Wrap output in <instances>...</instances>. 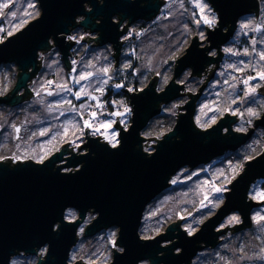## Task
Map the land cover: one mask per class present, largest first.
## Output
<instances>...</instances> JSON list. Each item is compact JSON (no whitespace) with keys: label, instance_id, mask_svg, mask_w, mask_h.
<instances>
[{"label":"water","instance_id":"water-1","mask_svg":"<svg viewBox=\"0 0 264 264\" xmlns=\"http://www.w3.org/2000/svg\"><path fill=\"white\" fill-rule=\"evenodd\" d=\"M206 1L217 13V26H206L205 41H201L198 36L192 39L185 54L176 61L173 78L164 90L155 92V85L159 84L160 77L154 76L140 92L124 91L130 105L133 102L136 104L133 112H137V119L134 115L126 132L117 117V148L122 147L119 151L99 147L108 146V143L100 140L103 137L92 138L88 135L90 129H86L85 142L78 151L70 147L71 143H67L43 162L29 160L13 164V159L0 162V248L5 255L12 249L10 260L22 254L37 257L35 264H49V257L55 255L60 264H70L71 252L79 242L78 232L89 214L96 217L86 227L85 238L118 228L115 245L120 246V233H123L121 243L126 248V254L120 256L114 249L110 264H136L138 259L154 257L158 248L163 264H192L200 252L217 248L222 241L221 237L252 228V212L264 206V202H255L250 198L252 186L264 181V151L246 163L243 173L224 192L223 205L197 233L188 235L182 228L184 218L171 223L165 232L144 244L139 242L136 235L137 229L142 226L147 207L169 189L172 178L180 170L185 167L195 169L211 163L227 152H236L253 138L258 129H264V112L246 133L234 130L239 119L237 115L227 113L206 130L199 129L195 124L197 103L209 82L215 78L223 62V48L234 37L240 19L251 14L259 19L261 12L258 0ZM37 2L41 10L40 17L0 43V67L14 63L19 70L12 91L0 96V106L18 107L34 97L29 85L42 67L40 53L56 48L65 69L70 73L72 52L77 43L68 37L77 29L89 33L81 39L82 45H91L93 48L107 45L112 47V55L117 62L116 69L124 47L125 40L122 39L129 28L140 21H154L166 4L165 0ZM214 51L215 55L212 54ZM186 69L191 70V77L201 79L207 76L205 83L195 94H185L184 84L178 83ZM150 90L159 96L157 102L152 95L142 97ZM258 91V94L264 96V85ZM184 96H188L189 100L185 106L178 107L184 112L177 116L174 128L160 140L145 139L142 133L152 120L161 115V106ZM192 128L209 135H198ZM21 134L22 126H15L14 140L18 141ZM205 139L207 143L204 142ZM146 140L158 142L157 145H152L155 147L154 152L145 153L152 157L150 159H146L138 151L143 150ZM57 165L64 169L79 168L80 172L61 175ZM62 210L64 223L74 230L65 231L57 238L51 227L60 218ZM70 210L78 213L74 221L66 218ZM232 214H239L241 223L219 229ZM46 241L51 244L44 256L40 254L44 249L43 243L30 246ZM3 251H0V264H5ZM148 263L151 264V261ZM75 264L84 263L80 260Z\"/></svg>","mask_w":264,"mask_h":264},{"label":"rangeland","instance_id":"rangeland-1","mask_svg":"<svg viewBox=\"0 0 264 264\" xmlns=\"http://www.w3.org/2000/svg\"><path fill=\"white\" fill-rule=\"evenodd\" d=\"M165 1L160 15L154 21H140L129 28L127 35L122 39L125 40V47L116 69L117 62L110 45L93 48L91 45L80 44L73 52L75 61H71V64H74L70 73L65 69L56 48L44 54L40 53L39 60L41 61V55L44 57L42 67L29 85L34 97L18 107L0 106V162H6L5 159H13V164L29 160L43 162L67 143H71L70 147L78 151L83 144L84 126L78 112L95 106L110 88H113L115 93L124 89L122 86L116 88V80L123 76L124 81L133 66L136 76L139 75L136 77L139 82L147 78V82L143 85L140 83V87L145 88L154 76L160 77L159 84H162V78L167 79L168 83L162 84L163 91L173 78L176 61L185 54L192 39L195 36L200 39V32L207 37L206 26L209 24L204 22V18L212 21V15L209 14L211 6L206 0H199L204 5L203 11L196 6L198 0ZM5 2L9 7L0 10V43L41 15L37 0H0V4ZM5 12L7 14L3 18ZM217 21L216 16V26ZM257 28L259 31L255 30ZM73 34L77 35L79 40L89 35L83 29H77ZM225 48L232 49V52H225ZM224 49L226 56L215 78L209 82L197 103L195 124L199 129L206 130L227 113L239 116L240 120L234 128L240 126L242 130L237 132L246 133L264 112L261 108V105H264V96L258 94V90L264 85V80L260 79V73L264 72V59L260 56L264 53V1L260 18L257 19L253 14L241 18L234 37ZM245 51L247 55L244 54ZM212 54L215 55L216 52ZM125 63L128 67H124ZM170 67L172 71L169 73ZM103 69H107V72L102 71ZM18 73V67L14 63L0 67V96L12 91ZM87 73L92 75L88 79H80ZM183 75L178 79V83L184 84L185 94L197 93L207 79V76L200 79L191 77L190 74L185 80ZM64 86L70 88L71 92L66 91ZM82 90L87 95L83 94ZM188 100L189 97L184 96L164 105L161 115L152 120L142 133L143 137L162 139L176 124L179 113L184 112L178 107L185 106ZM169 105L177 108L176 117L171 116ZM249 109L252 111L249 112ZM121 121L126 124L124 118H121ZM17 125L22 126V134L20 139L15 141L14 127ZM118 136V131L110 127L104 138L107 142H116ZM156 140L145 141L144 147L150 146L148 153L155 151L152 145H157ZM263 151L264 129H258L253 138L238 151L227 152L211 163L195 169L183 168L172 178L169 189L147 207L140 230H144L153 239L165 232L171 223L185 218L182 228L187 231V226L191 225L192 235L197 233L223 205L224 192H227L229 185L243 173L246 163ZM250 198L255 202H264V181L252 186ZM75 216H78L77 211L70 210L66 218L73 221ZM237 216L238 222L232 220V217ZM95 217L89 214L80 228L79 242L71 252L70 264L80 260L84 264L112 262L114 249L119 247L115 245L118 228L104 230L93 237L85 238L86 227ZM261 217H264V206L252 212L251 229L221 237L222 241L217 248L200 252L192 264H264V260L256 258L238 259L246 254L259 252L260 246L264 245V219H260ZM240 223V215L232 214L219 229L234 227ZM45 253L44 249L40 251L42 256ZM14 260L15 264H35L37 257L21 254Z\"/></svg>","mask_w":264,"mask_h":264},{"label":"clouds","instance_id":"clouds-1","mask_svg":"<svg viewBox=\"0 0 264 264\" xmlns=\"http://www.w3.org/2000/svg\"><path fill=\"white\" fill-rule=\"evenodd\" d=\"M209 14L212 15V21L213 23L209 24L208 27L210 28H215L216 24H215V21H216V16H217V13H214L212 11L211 8H209ZM43 15H44V11H43ZM80 19H83V17H80ZM189 35H191V33H189ZM199 36H200V39L201 40H204L206 39L205 35L203 34V32H200L199 33ZM74 37L73 36H69L68 39L71 40L73 39ZM225 49H228V48H225ZM224 49V50H225ZM139 58V57H137ZM41 60L44 59V57L41 55L40 57ZM230 66V65H229ZM124 67H128V64L125 63ZM172 71V68L170 67L168 69V72L170 73ZM191 74V70L190 69H186L185 70V73L183 75V79H187V77ZM147 82V78H143L141 79L140 83L143 85L144 83ZM104 83H106V81H104ZM168 83V80L167 79H164L162 78V84H167ZM162 84H157L155 85V92L158 93L162 90ZM121 85L120 84H117L116 85V88H120ZM129 91H132L131 88H129ZM148 95H152V98L155 102H157L160 98L159 96L155 95L151 90L148 92V93H145L144 96L142 97H146ZM162 108L164 107L163 105L161 106ZM168 107L171 108V116L172 117H176L178 115V110L176 107L172 106V105H169ZM133 108H136V104L133 102L132 106L130 108H128V111H127V118L128 120H131L133 118V116L135 115L136 119H137V112H133ZM261 108L264 109V105H261ZM51 109H49L50 111ZM249 112L252 111V109H249L248 110ZM123 123V122H122ZM135 129V132L137 131L136 128H133ZM132 129V131H133ZM192 130L198 134V135H201V136H204V137H207L208 135H205L203 132H200V131H197L195 128H192ZM235 131H241L242 128L240 126H236L234 128ZM125 131L127 132V125H125ZM221 135V133L219 132V136ZM178 136V135H177ZM172 140V138H171ZM205 143H207V139H205L204 141ZM119 143V141H116V142H112V141H108V146H104V145H100L99 147H105L108 151H119L122 147L120 148H117V144ZM138 150V149H137ZM141 155H143L146 159H150L152 158L150 155L146 156L145 153H148L150 152V146L148 147H144L143 150H138ZM56 162H54L55 164ZM35 166V165H33ZM57 167L59 168V166L57 165ZM8 169V168H7ZM9 170V169H8ZM53 172H56V170H53ZM59 171H60V174L61 175H65L66 172H72V174H76L78 172H80V169L79 168H76L75 170H73L71 167L70 168H67V169H64V168H59ZM95 209V208H94ZM97 212V211H96ZM97 214L100 216L101 214L99 212H97ZM238 218V216H237ZM239 218L237 219V222H238ZM59 221V223L57 222ZM99 223V221H98ZM121 227V226H120ZM122 228V227H121ZM56 229H60L59 231H57ZM74 229L72 228V226H70L69 224H66L64 223V213H63V210L61 212V215H60V218L58 220H56L53 224H52V227H51V231L52 233L55 234V236L57 238H59L60 236L63 235V233L65 231H73ZM187 232H188V235L191 236L192 235V226L191 225H188L187 226ZM122 231L120 233V238H119V243H120V246L119 247H116V252L118 255L120 256H124L126 254V248L124 246H122V243H121V240H122ZM136 235L138 236V240L141 244H144L146 243L147 240L149 239H152V237H149L145 232L144 230H140V229H137V232H136ZM185 239H187V237H185ZM41 243L44 244V250H47V247L49 244H51L50 241H46V242H36V243H33L31 244L30 246H37V245H40ZM225 247H229L228 245H225ZM231 250V249H230ZM0 251H3L2 248H0ZM11 251H8L7 254L5 255L4 251V257H5V264H15V260L14 259H9L10 255H11ZM159 248L156 250V254L155 256H149L147 258H143V259H138L136 261V264H148V261L150 260L151 261V264H163V260L161 259V255H159ZM250 251V249H249ZM253 258H256V259H259V260H264V245H261L260 246V251L259 252H255V253H252L251 255H248L246 254L245 256H241L239 257L238 259H253ZM221 259H224V257H221ZM49 264H60V262L58 261V258L57 256L55 255H52L49 257Z\"/></svg>","mask_w":264,"mask_h":264},{"label":"built area","instance_id":"built-area-1","mask_svg":"<svg viewBox=\"0 0 264 264\" xmlns=\"http://www.w3.org/2000/svg\"><path fill=\"white\" fill-rule=\"evenodd\" d=\"M258 1L260 2V7H261L263 4V1L261 0H258ZM71 36L74 37L73 39H71V41H75L77 43L76 47H78L80 44L82 45L81 40L77 39L78 38L77 35H74L72 33ZM124 46H125V43H124ZM75 48L73 49V52ZM73 52H72V61H75ZM225 56L226 55L224 54V57ZM73 64L74 62H72V65ZM131 89L132 91H129L128 89L130 93H138L142 90V88L137 89L136 87H133ZM110 107H112L111 110H110ZM130 107L131 105L129 103V100L128 102L127 101L119 102V101H114V100L107 101L105 97H103L100 99V101L95 106L85 109L83 112H78L79 118L84 123L83 129H82V142L83 143L85 142V137H86L85 130L86 129H90L88 135L91 136L92 138L103 137V139H100V140L107 142L106 139L104 138L105 133L110 127L115 129L117 117H119L120 123L124 127V129H125V125H127V129H128L129 126L131 125V120H132V119L128 120L127 118V111H128V108ZM237 117L240 120L239 116ZM121 118H124L126 120L125 125L122 123ZM85 121H87L88 124L91 126L90 127L86 126ZM109 122H110V127L106 126L109 124Z\"/></svg>","mask_w":264,"mask_h":264},{"label":"trees","instance_id":"trees-1","mask_svg":"<svg viewBox=\"0 0 264 264\" xmlns=\"http://www.w3.org/2000/svg\"><path fill=\"white\" fill-rule=\"evenodd\" d=\"M132 43H134V42H132ZM132 48H137V47L136 46H132ZM132 57H133V55H132ZM134 67L135 66H133V69L132 70H130L129 72H127V75H126L124 81H123V76L120 79H117L116 80L115 85L116 84H120L122 86V88H124V90H121V91L115 93L114 90H113V88H110L107 91V93L105 94V96H104L107 101L114 100V101H124V102L127 101L128 102V97L125 95L124 91H128L129 88H133V87H136L137 89L143 88V87H140L141 84L137 80V78L139 77V75L136 76L135 68ZM134 78H135V80H133ZM174 126H175V124L173 125V128H174ZM171 130H169L168 132H170ZM76 217H78V216H75L74 220L77 219Z\"/></svg>","mask_w":264,"mask_h":264},{"label":"snow or ice","instance_id":"snow-or-ice-1","mask_svg":"<svg viewBox=\"0 0 264 264\" xmlns=\"http://www.w3.org/2000/svg\"><path fill=\"white\" fill-rule=\"evenodd\" d=\"M196 6H197L198 8H200L201 11H203L204 5H203L202 3H200L199 0H198V2H197V5H196ZM8 7H9V5H8L7 2H5V3H3V4H0V10H2V9H4V8H8ZM204 22H205V23H208V24L213 23V21H209L206 17L204 18ZM255 30L259 31V28L255 29ZM225 52H229V53H231V52H232V49H230V48H229V49H225ZM244 54L247 55V54H248L247 51H245ZM233 55H236V53H233ZM260 56H261V59H264V53H261ZM230 67H232V65H230ZM102 71L107 72V69H103ZM91 75H92V73H87V74H85V75H82V76L80 77V79H88V77L91 76ZM260 79L264 80V72L260 73ZM245 83H247V81H245ZM64 89H65L66 91L71 92V89H70V88H67V86H64ZM253 91H254V89H253ZM82 93L85 94V95H87V93L84 92L83 90H82ZM76 95H79V94H76ZM85 125H86V126H89V127L91 126V125L88 124L87 121H85ZM106 126L110 127V122H109V124L106 125ZM97 130H98V129H97ZM114 135H115V134H113V137H114ZM106 138H107V137H106ZM110 141H111V140H110ZM217 191H219V189H218ZM237 219H238L237 217H232V220H237ZM260 219H264V217H261Z\"/></svg>","mask_w":264,"mask_h":264}]
</instances>
